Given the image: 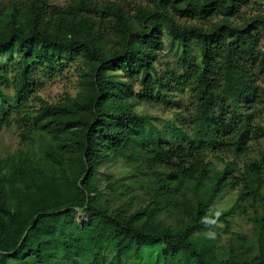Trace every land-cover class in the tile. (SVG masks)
Here are the masks:
<instances>
[{"label":"trees","instance_id":"1","mask_svg":"<svg viewBox=\"0 0 264 264\" xmlns=\"http://www.w3.org/2000/svg\"><path fill=\"white\" fill-rule=\"evenodd\" d=\"M236 1L198 3L183 0L185 6H179V0H173L172 6L183 14L189 13L190 9L200 13L220 11L228 19L237 10ZM80 7H87L82 0L73 8L47 7L48 12L45 3L36 0V4L27 10L25 18L14 7L9 20L0 27V128L3 123H8L9 114H19L22 108L28 107L26 98L37 84L33 78L37 72L56 74L75 58H81L87 67L90 94L85 103L80 104L75 100L72 105L79 110L90 109L93 114V119L78 123L60 121L56 116L66 113L68 107L44 105L40 113L33 117L31 122L34 129L44 130L54 123L64 126L61 128H81V137L75 147L82 154V164L73 172L74 190L67 197L64 210L55 207L59 200L55 198L57 187L53 185L48 187L49 203L39 197H30L24 201L25 204L27 202L26 208L17 205L11 208L4 199L0 182V264H18L27 259H33V264H137L143 247L160 244L170 254L188 252L197 264H264V145L260 158L239 171V178L232 177L234 167L229 165L222 172L213 173L209 190L196 204L191 223L180 235L173 234L167 228L137 226L133 217L125 218L110 212L108 204L100 203L98 191L92 184L95 165L103 163L101 160L105 153L114 157L124 156L133 148L132 156L147 157L149 167L170 163L177 158L188 160L189 167L182 168L177 175L181 182L190 183L193 188L198 186L207 174L202 161L198 159L200 152L205 148H225L221 135L216 133V130L223 131L224 128L211 109L213 86L209 75L214 49L224 35L230 38V48L244 43L258 24L264 25V17L252 20L251 25L241 30L227 26V21H223L221 26L212 25L205 31L195 26L176 25L161 7L158 9L160 12L139 9L142 21L149 20L153 26L147 31H137L126 25L120 8H107L101 12V17L112 18L122 26L125 41L122 52L105 56L98 45L93 20L85 15H74V11ZM159 13L162 14L159 16ZM160 19L166 21L170 42L180 51L183 59H189L188 69L195 67H192L195 52L198 57L199 69L193 91L196 99L192 121L194 128L190 135L180 126L175 132V138L183 139L186 143H172L146 116L126 111V106L114 100L121 97L123 90L119 87L115 89V82L108 73L118 69H129L131 73L141 70L146 75L148 72L156 73L154 63L159 60L161 47ZM63 28H67L68 33L61 31ZM232 56H227L221 93L230 101H235L237 96L246 92V88L242 76L232 65ZM9 73L12 74L11 79ZM175 75L182 84V75L172 74ZM9 84L14 90L12 94L6 92ZM140 84L146 86L145 77L141 78ZM47 113H51L49 116H54V119L42 123ZM243 139L244 131L230 144L237 154L243 148ZM183 145L187 146L183 148ZM231 184L240 187L239 193L243 195L240 197L249 199L253 206L261 207L256 238L258 250L256 254L238 252L219 261L208 255L209 250L204 242L206 236L197 240L191 238L194 232L205 231L212 222L222 220L229 214L230 211H223L206 215V211L222 190ZM77 204L90 212L89 223L82 227L76 224L70 212ZM107 251L113 253L112 261L107 262Z\"/></svg>","mask_w":264,"mask_h":264},{"label":"rangeland","instance_id":"2","mask_svg":"<svg viewBox=\"0 0 264 264\" xmlns=\"http://www.w3.org/2000/svg\"><path fill=\"white\" fill-rule=\"evenodd\" d=\"M87 7L74 11L75 16L85 15L94 22V32L103 55L122 52L124 46L123 28L112 18L101 17V12L107 8H120L126 20V25L137 31H147L153 24L149 20L142 21L139 9L146 12H156L159 7L165 10L176 25L180 27L195 26L209 30L212 25H222L234 29H245L252 20L264 17V0H237L236 12L225 19L220 11L200 13L190 9L189 13L177 12L172 6L173 0H82ZM179 0V6H185L186 1ZM204 3L210 0H191ZM229 2V0H226ZM45 7L66 9L78 5L79 0H42ZM36 0H0V27L9 20L12 9L16 7L23 18L27 10ZM49 8L47 11L49 12ZM158 12H160L158 10ZM162 13H159V16ZM45 20L49 21L48 18ZM75 23V19L73 20ZM54 23L53 21H51ZM160 25L159 60L154 63L156 73L141 70L131 73L129 69L109 71L115 82L114 87L123 90L121 97L114 100L126 106V111L138 116H146L150 122L172 143H186L175 138L177 127L184 129L189 135L193 131V116L196 107L194 97V79L197 75L198 57L194 54V68L188 69L187 60L183 59L169 39L166 21L158 20ZM77 21L75 23V26ZM80 28H78V31ZM68 33V29L61 30ZM62 32V33H63ZM65 35V34H64ZM230 38L224 35L222 41L214 49V57L210 68L209 79L213 86L212 112L216 115L223 131L216 130L221 135L225 148L220 150L204 149L200 152L202 165L207 174L194 187L187 182H181L177 173L182 168L189 167L186 159H175L172 162L147 165V157L132 156L133 148L124 156L104 154L102 164H96L92 178L93 187L98 191L101 204H108L110 212L125 218H134L135 225H149L151 229L167 228L175 235H180L191 223L196 204L207 193L212 183L211 176L222 172L226 166L234 167L232 177L239 178V171L251 161L260 158L264 145V25L258 24L248 35L244 43L229 47ZM228 54L232 56V65L244 80L246 92L230 101L222 96L223 72ZM170 63V64H169ZM180 63V65H179ZM56 74L36 73L37 82L26 98L28 107L22 108L19 114H9L8 123L0 128V182L3 186L4 199L11 208L27 205L25 200L39 197L50 202V185L55 189V198L59 200L58 207L63 205L74 190L72 186L73 172L81 167L82 154L75 145L81 137L82 129L78 126L61 128L54 123L44 130L34 129L32 119L38 115L44 105L67 108L66 112L56 119L74 121L93 119L90 109L79 110L73 107V101L85 103L90 94L88 70L81 58H75ZM177 73L183 77L179 83ZM160 80L156 78V75ZM12 76L9 73V79ZM179 76V79L181 77ZM146 78V86L140 84L141 78ZM122 86V88L120 87ZM13 87L8 85L6 92L13 93ZM72 105V106H70ZM123 106V107H124ZM63 107V106H62ZM47 113L42 123L54 119ZM244 127V130L242 128ZM244 131L243 148L235 153L230 145ZM170 142V143H171ZM152 143V142H150ZM229 143V144H228ZM187 145H183V148ZM71 187V189H70ZM239 188L231 184L217 196L207 209L206 215L216 212L230 211L222 220L214 221L205 231H196L192 240L206 236L205 244L209 256L224 260L227 256L238 252L256 254L258 229V214L260 206H253L249 199L240 196ZM264 192V190H263ZM25 204V205H24ZM71 216L79 227L89 223L90 212L80 205L74 206ZM107 262L112 261L113 253H105ZM33 259H27L18 264H33ZM126 264H132L127 262ZM137 264H197L195 258L188 252L170 254L163 244L153 247H143L139 252Z\"/></svg>","mask_w":264,"mask_h":264}]
</instances>
